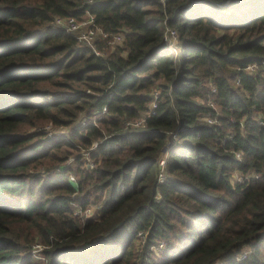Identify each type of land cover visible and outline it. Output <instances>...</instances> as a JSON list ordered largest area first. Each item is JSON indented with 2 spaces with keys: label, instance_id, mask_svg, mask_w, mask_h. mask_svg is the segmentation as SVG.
Wrapping results in <instances>:
<instances>
[{
  "label": "trees",
  "instance_id": "obj_1",
  "mask_svg": "<svg viewBox=\"0 0 264 264\" xmlns=\"http://www.w3.org/2000/svg\"><path fill=\"white\" fill-rule=\"evenodd\" d=\"M260 122L264 0H0V264H264Z\"/></svg>",
  "mask_w": 264,
  "mask_h": 264
},
{
  "label": "built area",
  "instance_id": "obj_2",
  "mask_svg": "<svg viewBox=\"0 0 264 264\" xmlns=\"http://www.w3.org/2000/svg\"><path fill=\"white\" fill-rule=\"evenodd\" d=\"M56 23L58 25L64 26L65 29L72 34L78 33L79 35L75 36L77 42L91 48L96 55H100V53L95 48V40L97 38L99 41H105L111 47L117 45L121 41V35H118V34L117 35H108V34L102 32L98 27H96V25L94 24L93 15L91 13H89L88 11H85L81 20H76L74 17L70 16V17H66L64 19H56ZM175 37H176V35L174 32H171L170 35L167 36L166 40H167V45L169 47H172L173 42H175ZM246 69L249 71H253L256 69V65L255 64L249 65L246 67ZM236 83H237V81H236ZM105 110H106L105 108H102L101 113H104ZM210 122H211V120H210ZM260 123L262 125H264V122H260ZM134 125H136V126L139 125V122H135ZM95 145L96 144L94 143V146ZM236 156L238 157L239 153H237ZM85 158H87V162H86L87 167L92 168L93 163L88 159L87 155L85 156ZM73 161H74V159L72 158V162ZM164 164H165V160H164V158H162L159 161V165L161 166V169L163 168ZM163 178H164V175H163L162 171L160 170L159 175H158V180L162 181ZM70 180L74 181V177L71 176ZM245 255H246V252L241 254L239 256V258L244 259Z\"/></svg>",
  "mask_w": 264,
  "mask_h": 264
},
{
  "label": "rangeland",
  "instance_id": "obj_3",
  "mask_svg": "<svg viewBox=\"0 0 264 264\" xmlns=\"http://www.w3.org/2000/svg\"><path fill=\"white\" fill-rule=\"evenodd\" d=\"M74 35L78 36L79 34L78 33H74ZM176 49H177L176 47H173V50H176ZM45 129H46L45 132H47V136H50V135H55L56 136V135H61V134H66V133L68 134L69 129H71V128L53 127L51 125H47V126H45ZM74 156L75 155H72V156L68 157V159L63 164H61V166H62L61 168H63V169L64 168H71L72 172H69L68 178L70 180V177L73 176L74 177V181L70 180V182H75V180L77 179V176H78L76 173H74L75 166H76L74 164V161L72 162V158H74ZM85 162H87V158H85ZM63 169H59L58 168L59 171H61ZM162 172H163V170H162ZM233 179L234 180H239L240 177H239V175H237L235 173L233 175ZM72 210H73L74 213H78L79 216H90L93 213V211H94V204L90 205L89 208L84 213L79 212L78 207L75 206V205H72ZM39 250H40V247H38L36 245L33 247V255H34L33 256V260H34V262L36 264H46L44 258L40 255Z\"/></svg>",
  "mask_w": 264,
  "mask_h": 264
}]
</instances>
